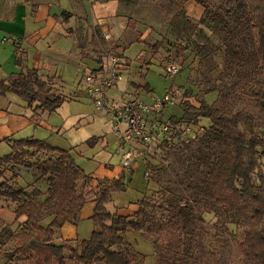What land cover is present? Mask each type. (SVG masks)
Segmentation results:
<instances>
[{
  "label": "rangeland",
  "instance_id": "1",
  "mask_svg": "<svg viewBox=\"0 0 264 264\" xmlns=\"http://www.w3.org/2000/svg\"><path fill=\"white\" fill-rule=\"evenodd\" d=\"M81 4L82 14L95 12L105 18L104 25L110 32V38L101 49L104 51L101 59L105 56L109 60L111 55H117L126 66L121 78L108 90L109 96L149 100L153 94H163L169 85L178 87L180 94L175 97L173 104L162 110L160 117L169 119L174 116V122L180 127L189 125L193 131L188 141L159 145L160 149L156 151L141 145L146 155L136 159L132 166L136 169V161L145 162L148 190L144 186L141 192L133 195L128 192L129 185L126 183V187L116 189L120 194L115 192L112 200L107 202V207L115 210L118 205L126 206L130 201L144 197L141 200L149 203L146 208L149 212L175 221L172 223L176 235H180L181 231L180 239L193 245L191 253L198 263L244 264V228L258 229L262 223L249 220V210L241 216V224L235 219L228 220L224 214L228 210L226 205L212 199L196 200L195 192L187 187L189 181L200 183L201 177L205 176L203 170L206 165L199 161L200 153L197 150L202 146L203 137L211 124L207 117L196 118L193 109L188 107L190 104L197 107L205 100L214 105L224 104L231 111L241 109L264 116V107L258 104L257 98L241 85V81L236 83L244 78L226 67L223 32L210 19L202 20L205 9L196 0H81ZM83 19L87 22L88 18ZM172 63L179 66L174 75L167 73V67ZM84 70H77L73 63L64 67L61 75L64 89L74 99L66 100L55 111L33 116L26 101L23 102L21 97L14 94L23 102L24 110L9 109L5 117H0V156L10 152V145L2 140V137L10 136L14 139L43 138L51 145L68 150L86 172L94 170L97 162L108 160L110 153L119 146L115 133L116 121L107 110L95 108L93 96L80 83ZM52 91L56 92L58 88L52 86ZM261 131L264 137L263 126ZM57 154L40 151L28 161L39 162L49 156L56 157ZM259 160L254 172L258 182L264 169V154L259 156ZM34 165L31 167L10 162L4 165V173L7 177L17 175L11 182L28 190L40 187L43 193L36 198L42 200L46 196L48 179L47 176H41ZM130 170H126L129 176L133 169ZM83 184L82 178L72 182L73 188L77 190L82 189ZM19 202L0 196V230L5 226L19 229L25 216L13 218L12 213ZM196 212L203 215L205 221L193 242L188 240V235H192L198 227ZM51 218L52 215H46L42 223L46 224ZM90 224L94 225L90 218L81 223L84 237L88 238L92 233L86 230ZM183 224L187 225L188 234L182 228ZM131 232L128 237L145 254V264H157L158 252L155 255L156 246L153 247L152 239L145 233ZM170 234L168 230L157 238V246L162 253L167 252L164 245L166 236ZM196 239L202 243L203 250L199 249ZM15 243L13 238L0 235V264H39L33 256L16 253ZM73 244L80 247L76 242ZM67 264L76 262L68 259Z\"/></svg>",
  "mask_w": 264,
  "mask_h": 264
},
{
  "label": "trees",
  "instance_id": "2",
  "mask_svg": "<svg viewBox=\"0 0 264 264\" xmlns=\"http://www.w3.org/2000/svg\"><path fill=\"white\" fill-rule=\"evenodd\" d=\"M196 1L205 9L202 20L210 19L223 32L226 67L244 78L236 83L241 81V85L264 107V0ZM6 92L18 95L29 107L41 111L51 112L65 100L63 95L52 91L51 82L43 79L33 67L11 73L7 79L1 80L0 93ZM188 107L193 109L196 118L207 117L211 124L197 150L199 161L206 165L205 176L201 177L200 183L189 181L187 187L195 192L196 200L212 199L226 205L225 216L228 220L235 219L238 224H241V216L249 210L248 219L262 225L258 229L244 228L243 262L264 264V169L260 182L254 178L259 156L264 154L261 133L264 116L241 109L231 111L224 104L214 105L205 100L197 107L191 104ZM170 119L176 120L174 116ZM3 140L8 142L11 150L0 156V196L20 201L14 209L15 218L25 216V219L19 229L5 226L0 235L15 240L16 253L33 256L39 264H67L68 259L76 264H145V254L128 239V232L140 231L156 246L157 264H200L191 253L193 245L180 239L181 231L176 235L172 223L175 221L149 212L147 201L141 200L140 208L133 214H122L107 207L111 192L125 186L121 177L98 180L99 197L91 215L94 227L88 238L60 237L59 229L63 223H76L80 217L81 208L90 196L87 191L89 177L68 150L43 139L4 137ZM40 151L58 154L39 162L28 161ZM10 162L31 167L35 164L40 175L47 176L48 187L42 200L36 198L43 193L40 187L28 190L11 182L17 175H5L4 165ZM81 178L84 182L82 189L73 188L72 182ZM187 205L189 203L182 206ZM190 206L192 210L193 205ZM46 215H52V218L43 224ZM195 218L198 227L188 235V240L193 242L205 221L197 212ZM182 228L188 234L187 225L183 224ZM168 230L171 234L166 236L164 245L167 252L162 253L157 238ZM196 243L203 250L202 243L197 239Z\"/></svg>",
  "mask_w": 264,
  "mask_h": 264
},
{
  "label": "crops",
  "instance_id": "3",
  "mask_svg": "<svg viewBox=\"0 0 264 264\" xmlns=\"http://www.w3.org/2000/svg\"><path fill=\"white\" fill-rule=\"evenodd\" d=\"M81 5V0H0V81L7 79L11 73L33 67L38 69L43 79L48 80L53 87L58 88L55 93L63 95L65 97L64 102L74 99V96L71 93H66L64 89V80L61 77L64 67L73 63L77 70L85 69V73L107 64L109 61L105 56H102L103 59L100 57L104 52L101 49H103L105 41H109L110 38L108 35L110 32L106 30L104 25L105 18L100 14L98 16L95 12L82 14ZM71 6L75 7L71 8ZM85 17L88 18L87 22L83 19ZM4 36L7 37L6 40H3ZM15 37H18L19 41H15ZM53 90L55 91L54 88ZM15 95L12 92L0 93V117H5L10 112L9 109L24 110V100L23 102L20 101ZM30 108L33 111V116L49 112ZM117 145L119 146L110 153L108 160L97 162L94 170L86 172L81 166L84 173L89 177L87 191L90 196L81 208L78 221L76 223L65 221L60 227V237L83 239L81 223L89 221L94 212L96 199L99 197V179L121 177L125 183L124 187L127 183L129 185L128 192L133 195L138 194L144 186L147 187L145 162L136 161V169L132 166L131 170L133 169V171L129 176L127 169H124L121 162L123 148L119 141ZM143 170H145L144 177ZM118 191L114 189L111 192V197L114 196L115 192L120 194ZM141 199L130 201L126 206L118 205L115 211L122 214H133L140 208ZM12 213L13 218H15V213ZM88 226L86 228L87 233L92 231L94 225ZM132 232L143 234L140 231ZM128 239L136 248L131 238L128 237Z\"/></svg>",
  "mask_w": 264,
  "mask_h": 264
},
{
  "label": "built area",
  "instance_id": "4",
  "mask_svg": "<svg viewBox=\"0 0 264 264\" xmlns=\"http://www.w3.org/2000/svg\"><path fill=\"white\" fill-rule=\"evenodd\" d=\"M6 39L4 36L3 40ZM15 41H19V38L15 37ZM125 67L122 58L111 55L107 64L85 72L80 83L93 96L95 108L99 111L107 110L115 119V133L123 148L121 162L124 169L130 170L136 159L146 155L145 150L140 148L141 145L156 151L160 149L159 145L188 141L193 136V131L189 125L180 127L170 118L160 117L162 110L173 104L175 97L180 94L178 87L169 85L163 94H153L149 100L127 96L111 98L108 90L121 78ZM178 69L179 66L172 63L168 65L167 73L174 75ZM145 175H148L147 170Z\"/></svg>",
  "mask_w": 264,
  "mask_h": 264
}]
</instances>
